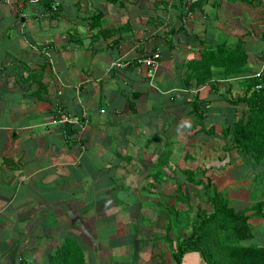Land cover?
I'll return each instance as SVG.
<instances>
[{"label": "crops", "instance_id": "crops-1", "mask_svg": "<svg viewBox=\"0 0 264 264\" xmlns=\"http://www.w3.org/2000/svg\"><path fill=\"white\" fill-rule=\"evenodd\" d=\"M54 2L0 0V264H175L204 176L253 251L179 264H264V154L244 164L222 131L264 74V0ZM206 53L215 78L195 84Z\"/></svg>", "mask_w": 264, "mask_h": 264}, {"label": "trees", "instance_id": "trees-1", "mask_svg": "<svg viewBox=\"0 0 264 264\" xmlns=\"http://www.w3.org/2000/svg\"><path fill=\"white\" fill-rule=\"evenodd\" d=\"M43 1L49 9V3L52 0ZM194 63L195 68L191 71L192 75L187 79L194 78L195 84H203L205 81L215 78L209 70L211 69V63L216 64V62L209 60V53L200 56V59ZM230 64L231 62L226 61L221 65L227 70ZM232 65L235 67L236 61H232ZM232 70L236 69L233 68ZM242 82L245 84L243 94L227 99L231 104L245 102L247 110L242 111V114L232 122V126L223 128L224 136L228 135L226 140L228 142H225L224 149H236V152L244 159V164L252 166L264 154V74L249 76ZM199 173L204 176L203 169H199ZM185 174L187 178L194 175L192 171ZM197 183L201 186V189H199L201 202L205 206L209 204L210 208L205 207V209L196 206L193 217L183 225L184 229L189 226L191 230L188 232L185 230L183 234H176L174 247L170 248L175 264H179L180 256L188 249L198 250L202 256H205L206 260L210 259L208 254L210 255L211 252L208 250L209 248H205L208 242L214 243L217 252L219 248H231L229 253H231V250L233 253H231L229 259H234L235 257L232 256L237 255H239L238 260L243 259L241 255L249 256L253 249L238 243L240 240L249 237L251 233L246 222L248 215L245 213L246 211L233 210L224 193L215 189L208 176L199 179ZM178 223V220L174 218L173 223H170V225L174 224L180 228L177 225ZM203 251H206V253H203ZM241 251L244 253L240 254ZM255 262L252 261V263Z\"/></svg>", "mask_w": 264, "mask_h": 264}, {"label": "built area", "instance_id": "built-area-1", "mask_svg": "<svg viewBox=\"0 0 264 264\" xmlns=\"http://www.w3.org/2000/svg\"><path fill=\"white\" fill-rule=\"evenodd\" d=\"M35 2H42L43 0H32ZM191 0H185L186 3H188ZM57 6L55 5L54 0L50 1L49 3V10L51 12L56 11ZM186 9V7H185ZM186 14H190L189 11H186ZM158 58H159V53L157 51H149L146 54H143V56L141 57L140 61L147 67V72L149 74H151L155 68L157 67L158 64ZM111 66H116L118 68H120V66H122V64L120 62H112ZM60 121H65L67 120L66 115L64 114H60L59 115Z\"/></svg>", "mask_w": 264, "mask_h": 264}, {"label": "rangeland", "instance_id": "rangeland-1", "mask_svg": "<svg viewBox=\"0 0 264 264\" xmlns=\"http://www.w3.org/2000/svg\"><path fill=\"white\" fill-rule=\"evenodd\" d=\"M186 194H188V193H186ZM191 210V209H190ZM186 229V228H185ZM187 230V229H186ZM191 230V229H190ZM188 232V231H187ZM205 248H209L208 250L210 251V252H212V250H211V248L212 249H214V250H216V247H215V245H214V243H212V242H208L207 243V245L205 246ZM208 250H207V252H208ZM203 253H206V251H203Z\"/></svg>", "mask_w": 264, "mask_h": 264}]
</instances>
